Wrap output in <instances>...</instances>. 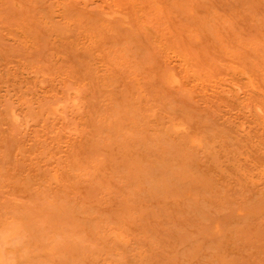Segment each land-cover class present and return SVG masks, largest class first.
Listing matches in <instances>:
<instances>
[{"label":"rangeland","instance_id":"obj_1","mask_svg":"<svg viewBox=\"0 0 264 264\" xmlns=\"http://www.w3.org/2000/svg\"><path fill=\"white\" fill-rule=\"evenodd\" d=\"M0 264H264V0H0Z\"/></svg>","mask_w":264,"mask_h":264}]
</instances>
